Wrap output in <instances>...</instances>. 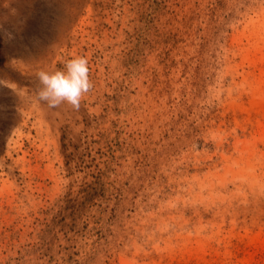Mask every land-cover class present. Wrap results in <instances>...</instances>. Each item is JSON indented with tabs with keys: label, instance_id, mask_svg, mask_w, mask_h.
<instances>
[{
	"label": "rangeland",
	"instance_id": "obj_1",
	"mask_svg": "<svg viewBox=\"0 0 264 264\" xmlns=\"http://www.w3.org/2000/svg\"><path fill=\"white\" fill-rule=\"evenodd\" d=\"M0 264H264V0H0Z\"/></svg>",
	"mask_w": 264,
	"mask_h": 264
},
{
	"label": "clouds",
	"instance_id": "obj_2",
	"mask_svg": "<svg viewBox=\"0 0 264 264\" xmlns=\"http://www.w3.org/2000/svg\"><path fill=\"white\" fill-rule=\"evenodd\" d=\"M36 77L40 87L35 91V99L49 108L68 104L78 110L82 98L93 88L88 60L82 56L66 61L63 70H41L36 73Z\"/></svg>",
	"mask_w": 264,
	"mask_h": 264
}]
</instances>
